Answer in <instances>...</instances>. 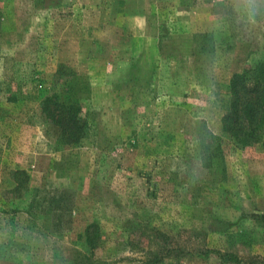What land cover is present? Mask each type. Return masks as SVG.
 <instances>
[{
  "label": "rangeland",
  "instance_id": "374dc122",
  "mask_svg": "<svg viewBox=\"0 0 264 264\" xmlns=\"http://www.w3.org/2000/svg\"><path fill=\"white\" fill-rule=\"evenodd\" d=\"M235 2L0 0V264L261 262L264 140L242 148L223 119L264 59V2L255 24ZM52 84L81 99L75 147L42 116Z\"/></svg>",
  "mask_w": 264,
  "mask_h": 264
},
{
  "label": "trees",
  "instance_id": "16d2710c",
  "mask_svg": "<svg viewBox=\"0 0 264 264\" xmlns=\"http://www.w3.org/2000/svg\"><path fill=\"white\" fill-rule=\"evenodd\" d=\"M48 92L40 103L43 118L53 127L60 144L69 147L79 145L86 138L88 130V121L83 117L81 99L75 94L72 95L69 86L55 84ZM230 92L232 102L230 112L223 119V131L242 148L262 142L264 140V59L258 61L249 72L234 74L230 82ZM10 176L13 193L22 194L29 190L31 176L27 171L16 170L11 172ZM229 226V222H226L223 229L215 231L226 233L227 230L224 229ZM99 236L97 223L94 222L86 227L82 237L85 238L91 252L97 248ZM178 250L182 253L180 248ZM211 254H216L222 264H264V258L259 263L257 257H252L248 263L236 253L204 247H199L197 251L194 250L188 255L210 258Z\"/></svg>",
  "mask_w": 264,
  "mask_h": 264
},
{
  "label": "clouds",
  "instance_id": "9594fccd",
  "mask_svg": "<svg viewBox=\"0 0 264 264\" xmlns=\"http://www.w3.org/2000/svg\"><path fill=\"white\" fill-rule=\"evenodd\" d=\"M264 0H236L234 3V10L246 17L249 24L256 23V17L261 12V3Z\"/></svg>",
  "mask_w": 264,
  "mask_h": 264
}]
</instances>
